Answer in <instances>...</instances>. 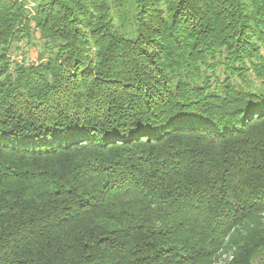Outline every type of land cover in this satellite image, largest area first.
Here are the masks:
<instances>
[{"label": "trees", "instance_id": "trees-1", "mask_svg": "<svg viewBox=\"0 0 264 264\" xmlns=\"http://www.w3.org/2000/svg\"><path fill=\"white\" fill-rule=\"evenodd\" d=\"M0 264H264V0H0Z\"/></svg>", "mask_w": 264, "mask_h": 264}, {"label": "rangeland", "instance_id": "rangeland-1", "mask_svg": "<svg viewBox=\"0 0 264 264\" xmlns=\"http://www.w3.org/2000/svg\"><path fill=\"white\" fill-rule=\"evenodd\" d=\"M18 46L16 49L15 47ZM11 58L12 60H16L20 62L23 59L24 55L27 57V62H35L36 57V49L37 47L31 44L25 43V41L20 42L18 44H14L12 47ZM23 56V57H22Z\"/></svg>", "mask_w": 264, "mask_h": 264}]
</instances>
